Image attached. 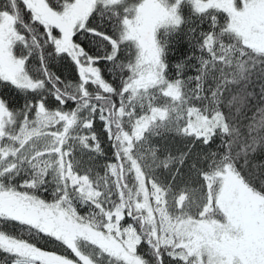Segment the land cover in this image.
<instances>
[{"label": "snow or ice", "instance_id": "1", "mask_svg": "<svg viewBox=\"0 0 264 264\" xmlns=\"http://www.w3.org/2000/svg\"><path fill=\"white\" fill-rule=\"evenodd\" d=\"M0 264H264V0H0Z\"/></svg>", "mask_w": 264, "mask_h": 264}]
</instances>
